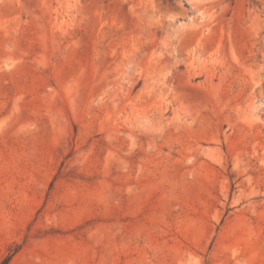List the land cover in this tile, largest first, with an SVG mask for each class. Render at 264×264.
<instances>
[{
  "label": "rangeland",
  "instance_id": "374dc122",
  "mask_svg": "<svg viewBox=\"0 0 264 264\" xmlns=\"http://www.w3.org/2000/svg\"><path fill=\"white\" fill-rule=\"evenodd\" d=\"M0 264H264V0H0Z\"/></svg>",
  "mask_w": 264,
  "mask_h": 264
}]
</instances>
